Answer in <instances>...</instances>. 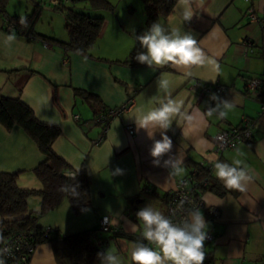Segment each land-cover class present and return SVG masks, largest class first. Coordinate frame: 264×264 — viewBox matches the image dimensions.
Segmentation results:
<instances>
[{"label": "crops", "instance_id": "obj_1", "mask_svg": "<svg viewBox=\"0 0 264 264\" xmlns=\"http://www.w3.org/2000/svg\"><path fill=\"white\" fill-rule=\"evenodd\" d=\"M4 1V12H0V95L20 99L38 120L59 127L53 150L73 168L83 167L90 186V206L80 214L75 215L69 201L63 199L39 216L37 223L70 234L98 227L100 216L108 214L116 229L142 236L136 212L151 204L165 215L164 194L195 164L213 166L217 159L229 164L240 160L241 167L251 176L243 191L225 187L216 178L213 167V182L219 186L201 192L207 208L218 210L217 217L200 210L207 233L214 237L204 243L205 258L225 264H264V114L261 101L246 91L251 78L264 83V43L260 27L244 15L249 4L258 13L264 12V0H204L202 7L193 4L195 16L190 22L182 20L175 8L176 1L172 11L158 22L169 30L190 32L196 38L207 59L204 64L188 68L120 62L128 58L139 28L145 26L142 0H107L112 5L110 10L77 3L76 6L104 18L88 53L65 48L41 36L27 39L11 34L4 14L24 15L34 7L31 0ZM50 6L53 5L42 2L34 31L67 42L65 15ZM246 38L252 42L247 52L243 44ZM158 78L169 81L171 98L179 103L181 114L166 133L173 141L172 150L157 166L150 155L153 140L129 117L140 106L145 111L158 106L157 100L165 95L158 89ZM194 81L219 83L225 89L220 94L199 95L188 88ZM80 93L94 98L85 99ZM211 94L233 105L225 117L207 115L208 108L216 106ZM128 97L134 99L133 106L113 117L106 127L95 121L98 110L117 107ZM74 115L79 118L76 120ZM243 117L253 121L251 137L233 151L215 153V134L238 125ZM128 124L135 125L133 135L126 131ZM101 135V141L94 144ZM154 138H161L159 131ZM170 156L183 159L181 175H172L170 168L164 166ZM42 157L21 127L7 129L0 123V171H21L16 180L19 187L42 188L32 171ZM117 168L122 174H114ZM41 204L40 195L29 196L28 213L40 211ZM133 224L137 225L136 231L132 230ZM134 243L119 237L109 242L108 250L120 258L121 264H133ZM29 264H59L52 244L38 245Z\"/></svg>", "mask_w": 264, "mask_h": 264}, {"label": "trees", "instance_id": "obj_2", "mask_svg": "<svg viewBox=\"0 0 264 264\" xmlns=\"http://www.w3.org/2000/svg\"><path fill=\"white\" fill-rule=\"evenodd\" d=\"M31 1L34 7L31 13L24 15L4 14L5 26L7 24L10 26L7 30L11 34L27 39L41 36L46 40L59 43L65 48L81 53H88L94 44L104 18L93 14L90 9L76 6L77 3H88L94 9L103 10H110L112 6L107 0H60L59 4L53 5L56 10L65 15V28L69 34V39L67 42H63L52 37L39 35L34 31V23L38 18L42 2H45L44 0ZM176 1L142 0L146 21L145 26L139 28L137 36L143 34L153 22H158L166 17L172 11ZM4 2V0H0V12H4ZM21 18L26 19V27L21 24ZM142 50L139 42L135 40L128 58L120 62L138 63L134 57L138 51ZM261 86L262 91L256 98L264 102V83H261ZM80 94L85 99L94 98L91 94ZM0 123L7 129L14 126L21 127L32 138L43 156L41 161L32 169L42 183L40 190L19 187L16 180L21 171H0V234L4 239L16 232H21L26 234L33 249L42 243L50 242L59 264H100L97 253L108 250L109 242L119 237L135 243H146L141 235L126 233L115 229V227L107 232L102 231L98 226L64 234L56 227L38 224L37 218L52 210L63 199L69 201L75 215L80 214L90 206V186L87 173L83 167L73 168L53 150L52 143L60 133L59 127L38 120L32 109L20 99L0 95ZM195 167L200 173L199 176L209 178L208 185L202 191L208 188L214 190L219 186L218 182H213V170H208V165L195 164ZM146 189H149L147 192L150 193L153 191L149 187ZM33 194L42 197L41 209L38 212L28 213L27 198ZM164 195L166 200L167 192ZM31 254L32 252H27L24 260L21 259L20 255H16L14 258L9 257L6 259V264H29Z\"/></svg>", "mask_w": 264, "mask_h": 264}, {"label": "clouds", "instance_id": "obj_3", "mask_svg": "<svg viewBox=\"0 0 264 264\" xmlns=\"http://www.w3.org/2000/svg\"><path fill=\"white\" fill-rule=\"evenodd\" d=\"M194 3L197 7H202L204 0H177L175 8L184 22H190L195 16ZM21 24L27 26L25 18H21ZM135 40L143 50L138 51L134 59L148 67L171 64L176 68H188L192 65L204 64L207 59L192 33L181 32L179 28L169 30L157 21L153 22L143 34L136 36ZM156 83L158 89L165 93L163 98L157 100L158 106L147 111L140 106L129 118L135 121L138 129H143L148 138L153 140L150 155L153 164L158 166L160 159L172 150L173 141L166 133L181 111L179 103L171 98L169 81L158 78ZM210 99L216 101V106L208 108L209 117L217 115L218 118H223L227 115V110L233 107L230 102L221 101L216 94H211ZM157 131L161 137L159 140L154 138ZM182 165L183 159L180 156H170L164 161V166L170 168L172 175H181L184 171ZM213 167L216 178L229 189L243 191L251 180L246 168L241 167L240 160L229 164L217 159ZM114 174H122V170L117 168ZM135 215L142 225L143 240L154 245L155 248L143 242L134 243L131 249L133 264H203L207 223L198 207L190 210L179 223H174L170 217L151 204L140 208ZM105 223H110L109 218H105ZM136 229L137 225L133 224L132 230L136 231ZM3 239L0 234V242ZM5 254H11L10 247L0 248V264H6L3 258ZM97 258L100 264H121L120 258L110 250L98 252Z\"/></svg>", "mask_w": 264, "mask_h": 264}, {"label": "built area", "instance_id": "obj_4", "mask_svg": "<svg viewBox=\"0 0 264 264\" xmlns=\"http://www.w3.org/2000/svg\"><path fill=\"white\" fill-rule=\"evenodd\" d=\"M249 1V0H246ZM45 3L51 5L59 4L60 0H44ZM245 17L250 23H256L260 27L261 31V40L264 43V12L258 13V11L253 7L252 4H249L244 13ZM6 28H10L7 24ZM244 50L245 52L251 50L252 42L249 38L244 39ZM191 91L202 95L206 93H217L220 94L225 86L219 83H200L199 81H194L189 87ZM246 91L248 95L256 97L261 91L262 86L260 79L251 78L246 83ZM134 104V99L128 97L121 105L117 107H111L99 111L95 117V121L103 127H106L107 123L115 116L120 114L123 111L128 110ZM262 110L261 113L264 114V102L261 101ZM74 118L77 120L79 115H74ZM252 121L249 118L243 117L241 122L236 125L226 129L219 130L214 138V152L221 154L224 151H233L238 145L246 138H250L252 134ZM126 131L128 134L133 135L135 132V125L128 124L126 125ZM103 135L98 139L94 140V144H97L101 141ZM208 170H213L212 165H208ZM199 171L196 167H193L186 176L178 180L175 187L167 192L166 198V213L165 215L170 217L174 223L181 222L188 214V212L194 208H199L200 210H206L208 215L212 217H217L218 210L216 208H207L205 201L201 195L202 189L206 187L209 183V178L207 176H199ZM149 191V189H146ZM109 218L110 223H105V218ZM99 228L102 231H109L114 227L112 225V219L108 214H102L98 220ZM116 229V228H115ZM213 235L207 233V239L205 242L213 240ZM146 245L149 247H154V245L149 244L146 241ZM10 247L11 254H5L4 259L9 257H15L20 255L21 259H26L27 252H34L30 246V242L27 240L26 234L21 232H16L13 235L3 239L0 242V248ZM31 254V256H32ZM31 259V258H30ZM203 264H225L223 261H219L214 258H205Z\"/></svg>", "mask_w": 264, "mask_h": 264}, {"label": "rangeland", "instance_id": "obj_5", "mask_svg": "<svg viewBox=\"0 0 264 264\" xmlns=\"http://www.w3.org/2000/svg\"><path fill=\"white\" fill-rule=\"evenodd\" d=\"M13 3V2H12ZM68 5H70V3H68ZM53 7V6H50ZM32 11V10H31ZM50 11H54V10H50ZM58 15V14H57ZM58 17H56L55 22L57 21Z\"/></svg>", "mask_w": 264, "mask_h": 264}]
</instances>
